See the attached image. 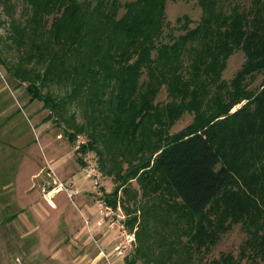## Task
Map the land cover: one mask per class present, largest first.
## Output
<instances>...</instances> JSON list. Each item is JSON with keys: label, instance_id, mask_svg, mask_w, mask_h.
Returning a JSON list of instances; mask_svg holds the SVG:
<instances>
[{"label": "trees", "instance_id": "1", "mask_svg": "<svg viewBox=\"0 0 264 264\" xmlns=\"http://www.w3.org/2000/svg\"><path fill=\"white\" fill-rule=\"evenodd\" d=\"M21 2L17 15L0 0V63L64 125L81 165L96 154L115 181L108 202L138 182L146 202L123 206L148 255L139 264H198L238 222V254L204 264H264V77L251 86L264 73V0H197L200 19L179 17L178 34L165 33L166 0ZM238 49L245 60L227 80Z\"/></svg>", "mask_w": 264, "mask_h": 264}, {"label": "rangeland", "instance_id": "2", "mask_svg": "<svg viewBox=\"0 0 264 264\" xmlns=\"http://www.w3.org/2000/svg\"><path fill=\"white\" fill-rule=\"evenodd\" d=\"M15 2L18 15L22 2ZM201 13L197 0H166L165 33L183 32L177 19L185 14L194 26ZM4 17L0 5V35L6 33ZM244 60L243 50H236L227 61L223 77L230 80ZM263 77L264 73H259L251 86L259 85ZM157 99H168L165 87ZM48 114L41 100L32 99L26 83L15 80L0 63V264H128L127 255H136L139 264L148 255L137 254L136 234L129 248L117 249L124 239L120 229L108 220L98 224L101 215L97 194L112 191V176L101 172L94 152L85 154L86 164L81 165L77 146L69 140L64 125L54 116L47 119ZM192 118L186 112L171 132ZM79 140H86V136L80 135ZM128 186L130 193L120 194L123 204L140 207L147 199L138 182L133 179ZM14 213L17 216L10 219ZM154 237L160 236L154 233ZM246 237L242 223L233 224L197 263H208L227 251L238 254ZM186 240L183 237V242ZM154 255L149 257L159 258L161 252Z\"/></svg>", "mask_w": 264, "mask_h": 264}, {"label": "built area", "instance_id": "3", "mask_svg": "<svg viewBox=\"0 0 264 264\" xmlns=\"http://www.w3.org/2000/svg\"><path fill=\"white\" fill-rule=\"evenodd\" d=\"M80 136V135H79ZM82 141L79 140L78 137V143ZM99 213L101 215L100 219L98 220V224H102L104 221L108 220L111 226H116L120 229L122 234L124 235V239L122 242H120L116 248L121 249L123 248H129L135 241V231H132L129 229L126 223V218L128 217V213L123 211V204L120 200H118L116 206L110 202L107 201L105 198V195L102 192H99ZM119 252H122L120 250Z\"/></svg>", "mask_w": 264, "mask_h": 264}, {"label": "bare ground", "instance_id": "4", "mask_svg": "<svg viewBox=\"0 0 264 264\" xmlns=\"http://www.w3.org/2000/svg\"><path fill=\"white\" fill-rule=\"evenodd\" d=\"M50 203H51L52 205L56 206V203H55L52 199L50 200Z\"/></svg>", "mask_w": 264, "mask_h": 264}]
</instances>
